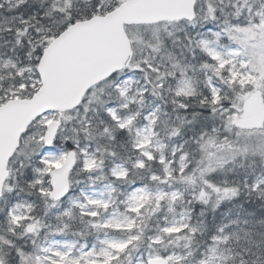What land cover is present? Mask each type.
<instances>
[{"label": "snow or ice", "instance_id": "snow-or-ice-1", "mask_svg": "<svg viewBox=\"0 0 264 264\" xmlns=\"http://www.w3.org/2000/svg\"><path fill=\"white\" fill-rule=\"evenodd\" d=\"M0 264H264V0H0Z\"/></svg>", "mask_w": 264, "mask_h": 264}]
</instances>
